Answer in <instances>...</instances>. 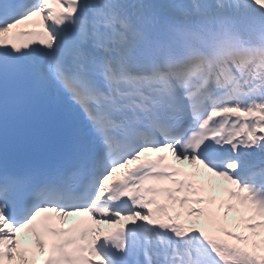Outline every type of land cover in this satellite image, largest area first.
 <instances>
[{"label": "snow or ice", "instance_id": "snow-or-ice-1", "mask_svg": "<svg viewBox=\"0 0 264 264\" xmlns=\"http://www.w3.org/2000/svg\"><path fill=\"white\" fill-rule=\"evenodd\" d=\"M0 264H264V0H0Z\"/></svg>", "mask_w": 264, "mask_h": 264}]
</instances>
